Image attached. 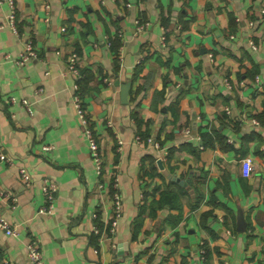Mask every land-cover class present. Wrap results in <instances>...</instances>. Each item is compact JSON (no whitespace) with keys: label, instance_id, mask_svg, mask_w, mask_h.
Wrapping results in <instances>:
<instances>
[{"label":"crops","instance_id":"obj_1","mask_svg":"<svg viewBox=\"0 0 264 264\" xmlns=\"http://www.w3.org/2000/svg\"><path fill=\"white\" fill-rule=\"evenodd\" d=\"M14 4L19 35L0 0V188L16 197H0L16 230L0 228V264H28L31 238L44 264H264V0ZM28 41L36 56L17 64ZM72 53L100 176L72 101ZM44 179L57 184L51 213Z\"/></svg>","mask_w":264,"mask_h":264},{"label":"built area","instance_id":"obj_2","mask_svg":"<svg viewBox=\"0 0 264 264\" xmlns=\"http://www.w3.org/2000/svg\"><path fill=\"white\" fill-rule=\"evenodd\" d=\"M7 6H8V12L5 16V24L10 28L11 32L15 35H19L18 28L16 26V12H15V4L14 0H6ZM261 12H264V10H261ZM136 29L139 31L143 28L145 23L141 22L140 19L136 20ZM109 41L107 43V46H109ZM252 47L255 48V46L251 43ZM36 56V53L33 49V45L30 43V41L25 43L24 50L19 54V57L15 59V62L17 64H24L29 59ZM76 53H72L69 55L67 59V69L70 73H72L74 76H79V70L76 64ZM74 89L76 92L73 94V105L76 110L77 117L79 119L82 133L85 137L93 165L95 168V172L98 176L102 174L103 164H102V158L101 153L99 150V146L96 140V137L93 133L92 127L90 125V120L88 118V115L86 113V109L83 106L82 98L80 97L79 93L77 92L78 85L75 82ZM21 103L27 107L28 111H30V108L28 107L29 102L26 99H22ZM226 113H230L229 108H225ZM255 122V121H254ZM136 139H139V137L136 136ZM231 142V139H228ZM148 142H152L151 138L147 139ZM50 149V146H44L43 150L48 151ZM0 159H3V156L0 155ZM241 167V174L244 177L249 176L250 170H251V158L245 157L241 159L240 162ZM20 180L21 182L26 186L31 182V175L28 173V171L24 168L20 169ZM98 187L103 188L104 183L98 182ZM111 190H110V199L112 201V214L114 215V219L111 221V231L113 230V227L116 224L117 218L120 216V207H121V194L119 190V184L118 179L112 178L111 184H110ZM57 190V184L52 179H44L41 184V193L43 194L44 198V206L41 208L42 213H51L52 206L55 201V195ZM13 193H10L9 190L5 188H0V197L2 198H9L10 202L9 205L11 207H14L16 205V197L12 195ZM93 216H96V213L93 214ZM0 228L4 231L5 234L8 235H15L16 230L14 226L11 225V223L0 214ZM226 232H229L228 229ZM93 233L98 234L99 229L96 225H93ZM200 252L203 254V250L201 249ZM27 260L28 264H44L43 258H42V252L40 245L38 241L34 238H31L30 241L27 243ZM223 264H226V261H223Z\"/></svg>","mask_w":264,"mask_h":264},{"label":"trees","instance_id":"obj_3","mask_svg":"<svg viewBox=\"0 0 264 264\" xmlns=\"http://www.w3.org/2000/svg\"><path fill=\"white\" fill-rule=\"evenodd\" d=\"M143 22V21H142ZM111 48L114 50L115 52V55H117V51H118V47H119V41L118 39L116 38L115 40L109 42ZM79 76H78V79L76 80V83L78 85V89H77V92L79 93L80 97L82 98V93H84V89H85V85H86V79H82L81 77L84 75H86V71H84L83 69H79ZM83 101V100H82ZM84 106V104H83ZM85 108V107H84Z\"/></svg>","mask_w":264,"mask_h":264},{"label":"water","instance_id":"obj_4","mask_svg":"<svg viewBox=\"0 0 264 264\" xmlns=\"http://www.w3.org/2000/svg\"><path fill=\"white\" fill-rule=\"evenodd\" d=\"M117 84H119V83L117 82ZM128 87H129L128 83L120 84V92H121L122 102H124V103L126 102V96L128 94ZM238 221H239V224H242L241 218Z\"/></svg>","mask_w":264,"mask_h":264}]
</instances>
